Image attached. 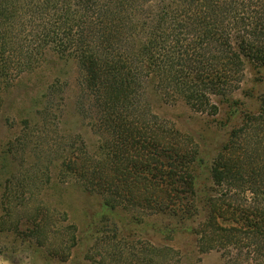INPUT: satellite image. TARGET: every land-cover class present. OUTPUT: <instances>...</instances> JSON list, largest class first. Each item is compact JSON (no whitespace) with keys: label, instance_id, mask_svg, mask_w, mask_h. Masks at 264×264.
I'll use <instances>...</instances> for the list:
<instances>
[{"label":"trees","instance_id":"trees-1","mask_svg":"<svg viewBox=\"0 0 264 264\" xmlns=\"http://www.w3.org/2000/svg\"><path fill=\"white\" fill-rule=\"evenodd\" d=\"M48 49L75 61L77 104L100 137V166L108 169L86 177L75 153L63 171L91 193L95 184L107 191L109 209L124 199L155 205L165 197L189 213L198 195L199 148L163 125L152 92L210 116L228 105L227 119L236 122L208 168L217 194L204 203L207 217L188 230L200 252H218L223 264H264V92L250 104L232 99L247 64L264 83V0H0V103L9 81ZM11 193L9 181L3 204ZM42 219L35 216L37 228ZM70 253L66 245L61 258Z\"/></svg>","mask_w":264,"mask_h":264},{"label":"rangeland","instance_id":"rangeland-1","mask_svg":"<svg viewBox=\"0 0 264 264\" xmlns=\"http://www.w3.org/2000/svg\"><path fill=\"white\" fill-rule=\"evenodd\" d=\"M256 71L247 64L243 89L234 93L233 101L250 104L264 92ZM77 77L73 59L48 49L31 70L1 91L0 264H223L218 252L198 250L188 227L207 217L204 203L217 194L208 168L236 122L227 119L228 105L210 116L193 111L181 99L164 100L152 92L153 111L163 125L189 135L199 148L198 195L189 213L165 197L155 205L124 199L118 208L109 209L104 203L107 191L95 184L97 192L91 193L77 175L63 171V162L76 153L86 177L94 171L108 173L100 166L105 163L100 137L77 104L81 96ZM47 101L53 103L51 115L41 120ZM251 108L255 111L259 105L254 102ZM187 142L189 147L196 145ZM9 181L12 198L3 204ZM38 214L43 215L40 228L34 222ZM66 245H71V253L63 259Z\"/></svg>","mask_w":264,"mask_h":264}]
</instances>
